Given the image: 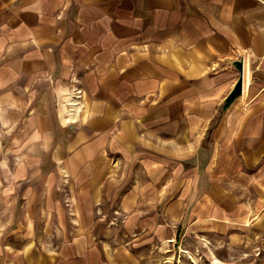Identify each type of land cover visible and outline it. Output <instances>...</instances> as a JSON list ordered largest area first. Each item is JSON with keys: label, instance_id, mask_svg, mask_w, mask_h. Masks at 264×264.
Listing matches in <instances>:
<instances>
[{"label": "crops", "instance_id": "1", "mask_svg": "<svg viewBox=\"0 0 264 264\" xmlns=\"http://www.w3.org/2000/svg\"><path fill=\"white\" fill-rule=\"evenodd\" d=\"M0 244L264 264V0H0Z\"/></svg>", "mask_w": 264, "mask_h": 264}, {"label": "rangeland", "instance_id": "2", "mask_svg": "<svg viewBox=\"0 0 264 264\" xmlns=\"http://www.w3.org/2000/svg\"><path fill=\"white\" fill-rule=\"evenodd\" d=\"M67 120V119H65ZM72 204V202L67 201L65 202V204L70 208V204ZM18 205L20 206V202H18ZM19 206H17L19 208ZM114 208H115V204H114ZM114 210V209H113ZM103 211L105 213V219L104 220H113L111 223V227L113 229V231H115V233L112 235L113 238H119L121 237L122 233V228H121V223H122V219L120 216H115L113 214H116V211L112 213L110 205L105 203L103 204ZM166 241L168 243H166ZM142 244H149V242H147V239H144V242ZM154 244H196V242H192V241H183L179 239L176 240L175 242L170 241V239H163L161 242H155ZM18 244H0V264H21L20 262H16L14 260V258L20 254L19 251H17L16 248ZM41 244H31L30 249L28 250V252H37V249H40ZM167 252H169L168 249H164V248H160L159 250H155V254L156 257L152 258V259H148L147 260V264H202L199 261H195V259L191 256H188L186 254V252H182V254H184V258L181 260L179 258L178 255H176V257H171L169 256V254H166ZM191 255V254H190ZM194 260H193V259ZM19 260V259H17Z\"/></svg>", "mask_w": 264, "mask_h": 264}, {"label": "water", "instance_id": "3", "mask_svg": "<svg viewBox=\"0 0 264 264\" xmlns=\"http://www.w3.org/2000/svg\"><path fill=\"white\" fill-rule=\"evenodd\" d=\"M232 66L239 72V78L234 84L231 91L226 96L222 104V111H226L233 103L242 95V61L237 60L232 62Z\"/></svg>", "mask_w": 264, "mask_h": 264}]
</instances>
